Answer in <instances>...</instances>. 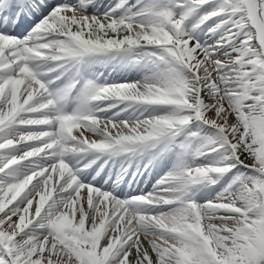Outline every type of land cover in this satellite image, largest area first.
I'll list each match as a JSON object with an SVG mask.
<instances>
[{"label":"snow or ice","instance_id":"1","mask_svg":"<svg viewBox=\"0 0 264 264\" xmlns=\"http://www.w3.org/2000/svg\"><path fill=\"white\" fill-rule=\"evenodd\" d=\"M0 264H264V0H0Z\"/></svg>","mask_w":264,"mask_h":264},{"label":"bare ground","instance_id":"2","mask_svg":"<svg viewBox=\"0 0 264 264\" xmlns=\"http://www.w3.org/2000/svg\"><path fill=\"white\" fill-rule=\"evenodd\" d=\"M136 187H139V188H145V189H147V188H150L151 187V184L150 183H142V184H139L138 186H133V191H135V189H136ZM125 191H128V188L127 187H125Z\"/></svg>","mask_w":264,"mask_h":264}]
</instances>
